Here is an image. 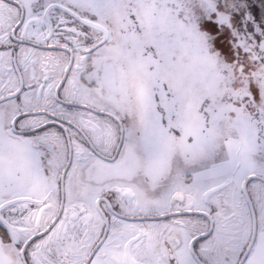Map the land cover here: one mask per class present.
I'll use <instances>...</instances> for the list:
<instances>
[{"label": "snow or ice", "instance_id": "snow-or-ice-1", "mask_svg": "<svg viewBox=\"0 0 264 264\" xmlns=\"http://www.w3.org/2000/svg\"><path fill=\"white\" fill-rule=\"evenodd\" d=\"M0 264H264V0H0Z\"/></svg>", "mask_w": 264, "mask_h": 264}]
</instances>
